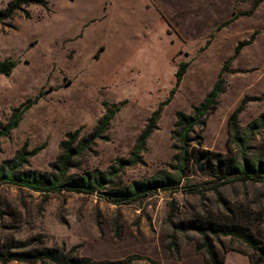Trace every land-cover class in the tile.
<instances>
[{
    "label": "rangeland",
    "instance_id": "obj_1",
    "mask_svg": "<svg viewBox=\"0 0 264 264\" xmlns=\"http://www.w3.org/2000/svg\"><path fill=\"white\" fill-rule=\"evenodd\" d=\"M10 1L0 0V10ZM45 1V7L25 6L0 21V62H18L10 76L0 75V126L16 109L34 103L17 128L0 139V165L22 153L27 160L19 171L57 175L52 164L69 133H77L72 148L80 152L71 160L68 178L107 175L126 163L94 194L40 193L1 184L0 251L11 240L32 239L67 252L76 248V256L99 263L207 264L205 252L197 249L201 236L177 230L199 218L240 224L264 244L262 183L217 189L211 170L191 165L188 186L183 181L176 193L158 191L120 205L102 194L170 170L181 146L173 139L177 113L194 114L227 61L219 106L205 126L195 128L192 136L203 140L192 142L191 149L227 155L228 121L243 100L248 102L239 115L241 128L264 112V0ZM252 37L234 57L238 44ZM182 62L189 63L187 72L137 154L139 138L175 87ZM122 103L103 134L92 137L107 108ZM254 147L264 154V131ZM173 238L177 248L169 249ZM214 244L225 264H239L240 257L251 264L245 244L230 238Z\"/></svg>",
    "mask_w": 264,
    "mask_h": 264
},
{
    "label": "trees",
    "instance_id": "obj_2",
    "mask_svg": "<svg viewBox=\"0 0 264 264\" xmlns=\"http://www.w3.org/2000/svg\"><path fill=\"white\" fill-rule=\"evenodd\" d=\"M261 1H258L259 4ZM38 4L47 6L45 0H11L4 9L0 10V21L10 20L16 13L24 11L25 6ZM257 6V5H256ZM237 19V15L231 20L223 23L218 30L230 24ZM254 37L249 41H243L235 48L234 57H236L242 48L252 42ZM209 42L207 43V45ZM227 61L221 72L219 79L211 92L207 95L202 103L195 108L193 115H187L183 112L177 113V122L173 131V139H177L181 144L179 153L173 157V165H170L169 171H160L153 177L142 182H133L117 192H103L106 200L113 204H131L137 202L155 192L176 193L183 186H188L187 171L189 166L194 165L199 170L209 169L215 175L217 189L223 186L236 183H262L264 184V154H257L254 150V144L264 131V112L255 120L249 123L245 128L239 125V115L247 104V98L243 100L242 105L237 108L229 118V139L227 141L228 154L216 153L209 150H192V142L202 143V136L195 134V128L205 126V118L217 110L219 106V97L225 91V81L222 76L230 65ZM18 62L15 60H6L0 62V75L10 76L16 68ZM189 63H180L176 72V85L170 91L168 98L163 101L158 109L152 113L146 130L142 133L138 141L137 154L145 147L146 141L157 129V122L163 112L165 106L169 105L175 96V93L183 80ZM258 100V99H255ZM32 101L16 109L8 121L6 126H0V139L9 135V133L17 128L22 115L33 105ZM121 105L112 104L99 125L94 130L92 137L99 138L115 114L120 110ZM104 106L108 107L107 103ZM77 133L67 134L69 141L61 143L63 153L57 159V163L52 167L59 169V174L49 175L40 174L35 171H19L20 166L26 162L25 154H20L17 160L8 161L0 165V185L10 184L20 188H26L34 192L60 193L62 191L78 192L85 194H94L108 184L109 180L116 177L120 170L125 166V161H121L117 169H113L107 175L96 174L87 177L68 178L67 172L70 167L71 160L79 150L75 151L72 144L76 139ZM194 138V139H193ZM234 146L235 153L232 154ZM83 149V146L79 148ZM176 145L173 150H176ZM41 149L37 148L31 152L36 155ZM252 153V154H250ZM183 181L186 183L182 186ZM182 186V187H181ZM179 231L193 230L201 236V243L198 251H204L207 256V264H225L224 255L220 254L215 248V240L221 241L222 238H230L245 244L251 251L249 256L251 264H264V244L262 240L254 236V234L240 224L234 222H216L210 219L191 220L187 223L179 225ZM170 248H177L175 238L171 242ZM76 248H72L68 252L65 249L55 247H44L37 245L32 239L28 240H11L3 251H0V262L9 264L10 262H20L24 264H120V263H99L90 259L80 258L75 254ZM150 263L155 264L149 260Z\"/></svg>",
    "mask_w": 264,
    "mask_h": 264
},
{
    "label": "crops",
    "instance_id": "obj_3",
    "mask_svg": "<svg viewBox=\"0 0 264 264\" xmlns=\"http://www.w3.org/2000/svg\"><path fill=\"white\" fill-rule=\"evenodd\" d=\"M238 263L239 264H248V262L244 259V257H240L239 259H238Z\"/></svg>",
    "mask_w": 264,
    "mask_h": 264
}]
</instances>
